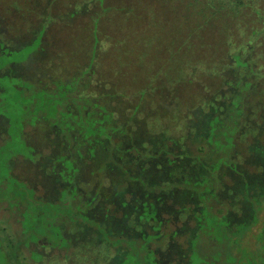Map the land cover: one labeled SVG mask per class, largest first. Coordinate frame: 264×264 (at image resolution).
<instances>
[{"label": "rangeland", "instance_id": "1", "mask_svg": "<svg viewBox=\"0 0 264 264\" xmlns=\"http://www.w3.org/2000/svg\"><path fill=\"white\" fill-rule=\"evenodd\" d=\"M201 1L0 0V264H264V191H239L241 173L249 194L264 188V162L250 149L264 147L263 38L252 64L229 58L261 10L213 0L190 49L187 10ZM205 40L211 61L223 56L213 67L198 63ZM73 75L129 132L95 141L92 155L47 122L20 135L17 84H35L36 110L47 95L39 85ZM62 159L75 189L54 170ZM251 209L259 216L246 232L253 220H239Z\"/></svg>", "mask_w": 264, "mask_h": 264}, {"label": "trees", "instance_id": "2", "mask_svg": "<svg viewBox=\"0 0 264 264\" xmlns=\"http://www.w3.org/2000/svg\"><path fill=\"white\" fill-rule=\"evenodd\" d=\"M212 1L213 0H204L203 4L199 3V5L201 4L200 7H198L196 11H192L193 13L191 11L187 10L188 16L186 19L189 20L188 27H190V28H189V30H186L185 32H189L190 34L189 35L185 34L184 40H185V43H187L188 45L191 46L190 49H192V47L194 45L193 42H191V38L196 36V35L191 34V33L196 32V29L198 26V24H197L198 21H196V20L200 16V18H201L200 21H202L201 27H203L204 23H206V21H207V17H208L207 15L211 16L212 14H214V12H217V9L216 8L214 9L215 6H213V4H211ZM201 2H203V0ZM221 2H225V1L216 0V4L218 6H220L219 3H221ZM229 2L234 3L235 5H239V6L245 5L248 8V10L253 11L255 13H257V11H260V10L264 12V0H254L253 4H255L256 6L252 4L253 0H230ZM209 3L211 5V7H210ZM211 9L212 10L214 9V10L211 11ZM204 12H205V15L203 14ZM260 12H259V14H257L258 15L257 24L255 25V27L250 28L249 29L250 32L248 31L246 34H244V31H242V30L237 31L239 29V26L237 23L233 24L236 27L235 32L237 31L236 33L238 35V38L242 40L241 45L238 46L237 48H235V50H233L234 52L229 55V58L231 59V61H233L234 64L235 63L238 64L237 67H239V65L246 67L249 64H252L249 62V61H251V59H250L251 53H249V51H253L255 49L256 37L263 38V40H264V16H260L261 15ZM198 14H199V16H198ZM40 36H41V33L39 35V38H40ZM93 37H94V41H96L95 34H93ZM157 38L158 37H152L150 40L156 41ZM221 42H225L224 44H228L227 37H225ZM257 43H258V41H257ZM93 44H95V43H93ZM138 44H142V43H138ZM208 46H209V44H208L207 40H205V42L201 41L198 44V47H199V49H198L199 54L198 55L200 57L202 56V58L198 61V63L203 64V65H208L210 63L209 64L210 67H213V66L218 64V62L221 60V58H223V56L222 55L218 56L219 59L211 61L209 58L212 54V50H209ZM221 46H222V50H223V45H221ZM34 50H36V49H34ZM171 50L172 49H167V52L163 50L165 53H164V58H162V59H169V57L175 53V48L173 49V51H171ZM32 51H30V52L28 51V52L24 53V55L17 57L16 62L12 61L11 59L8 60L9 53H7L8 51H6V53H4L5 57H8V58H6L7 59L6 64H8V65H10V63L18 64L20 61L26 59L32 53ZM94 51H95V48L93 46V48L91 49L92 55L89 56V61H88L90 64L88 66H86L88 68V70L90 69L91 65H93V63H94V59H93L94 58V55H93ZM184 53H185L184 51L181 52V55L183 56ZM221 65L222 64L220 62L218 66H221ZM194 67H196V66L194 65ZM5 68H4V65L1 64L0 71L4 70L5 74H8L5 70ZM217 72L219 73V71H217ZM76 80H77V75H73L68 80H62L61 78L51 80V85H52L51 87L46 86L45 83H42L39 86L37 85L39 87L38 90H42L44 92H47V95L49 94L50 91L52 94L54 92H56L57 94H53V96L51 98H49L47 95L42 97L41 98V101H42L41 105H40L39 109H36V110L32 109L34 102H36V99H37L34 96L35 93L33 92V88H35V84L27 82L28 84H30V87H20L17 84V90H19V93L22 96H24L23 98H21L18 101V107L23 109L22 115H21L23 126H21V128H20L21 137H22V131H23V128L25 125H32V124H38L41 122H43V123L47 122L46 124H48L49 128H52L54 130V132H58L61 135L63 134L65 139L67 138V139H71V140H73V139L77 140L78 138H80L79 140H81V144L79 146L84 147L83 151L86 154L92 155L95 153L94 152L95 148H96L95 141L100 140V142H101L103 140V138H106V140H108V139H110L109 138L110 134H112L114 132H117L118 135H120V136L123 134L129 133L127 131L126 127L119 128L118 126L113 125L112 122H114V120H113L112 112L110 110H108L104 105H102L98 101H96L95 98H92L91 96H87L85 94H82L80 92L81 90L78 87L80 84H77ZM81 85H83V84H81ZM162 85H163V83L159 85L158 90H161L163 88L166 89V87L162 86ZM60 96H62V98L58 99ZM215 116H218V115H215ZM66 118H69V120H67ZM6 123H7V121L5 120L4 124H6ZM65 126H67V128ZM66 131H69V132L66 133ZM263 131H264V129L259 133H264ZM135 133H136V135L138 134L137 132H135ZM235 133L236 132L234 131V133L231 134V136H230L231 139H235V137H234ZM130 134H131V132H130ZM136 135L134 137H136ZM261 136L262 135H259L258 138ZM262 139L263 138H261V140ZM22 140H23V138H22ZM262 141H263V146H264V139ZM24 143H25V141H24ZM250 149H253L255 158L258 159V157H259L258 154L260 155L259 160L261 162H259V164H262V162H264V147H262V145H259V146L254 145ZM157 153H159L158 150H157ZM63 160L64 159H62L60 161L59 169H54V170H56L57 175L60 177V179L63 180V182L67 183L68 185H70V187L75 189L76 188L75 182H73L74 183V186H73L72 184L68 183L67 177L63 178V176L60 175L59 171H60V168L62 167V165L64 164ZM235 166H237V165L235 164ZM261 166L262 165H260V167ZM192 167H193V165H192ZM191 170H192V168H191ZM234 170H236V172L239 173L237 167ZM263 170H264V163H263V169L261 168L262 172H263ZM260 174L264 175V173H260ZM63 175H65V174H63ZM241 175L243 176V179H241L242 182L240 184L242 190H239V191H241V193L244 194L245 197L250 196L251 198H256L262 191H264V188H261V189H258L256 192L249 194L248 189L250 186L249 185L250 182L248 181V179H246V177L244 176L243 173H241ZM74 178H76V176H74ZM133 186L136 187V185H133ZM136 189H138V188L136 187ZM170 189L172 191L177 190L176 188H173V187ZM17 193H18V191H17ZM56 201H57L56 198L54 200H51V202H53V203ZM19 204H21V202ZM252 216H253V211L251 209L250 219L249 220L240 219L239 221H243V223L248 224V222L252 219ZM258 216H259V213H257L255 215V220L252 219L253 223L248 224V226L246 228V232L250 229V227L257 224L256 223V217L258 218ZM221 217L223 219V216H221ZM245 221H247V222H245ZM62 229H63V231L65 230L64 225H63ZM21 247H24V246H21ZM27 259L29 260V257Z\"/></svg>", "mask_w": 264, "mask_h": 264}, {"label": "crops", "instance_id": "3", "mask_svg": "<svg viewBox=\"0 0 264 264\" xmlns=\"http://www.w3.org/2000/svg\"><path fill=\"white\" fill-rule=\"evenodd\" d=\"M13 174V173H12ZM19 180V179H18ZM25 182V181H24ZM26 183V182H25ZM29 187H32V189L35 191V189H34V187L31 185V183H30V185H28ZM44 190H45V188H43ZM35 194H36V196L38 195V193H36V191H35Z\"/></svg>", "mask_w": 264, "mask_h": 264}]
</instances>
